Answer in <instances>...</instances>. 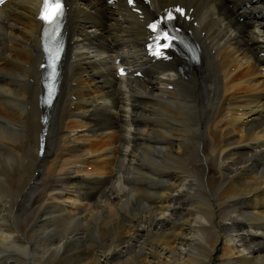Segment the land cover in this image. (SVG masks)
Returning <instances> with one entry per match:
<instances>
[{
    "label": "bare ground",
    "instance_id": "1",
    "mask_svg": "<svg viewBox=\"0 0 264 264\" xmlns=\"http://www.w3.org/2000/svg\"><path fill=\"white\" fill-rule=\"evenodd\" d=\"M106 1L65 0L45 113L39 1L0 7V264H264V0ZM175 4L199 63L148 65L144 22Z\"/></svg>",
    "mask_w": 264,
    "mask_h": 264
},
{
    "label": "snow or ice",
    "instance_id": "2",
    "mask_svg": "<svg viewBox=\"0 0 264 264\" xmlns=\"http://www.w3.org/2000/svg\"><path fill=\"white\" fill-rule=\"evenodd\" d=\"M131 3L132 0H129ZM181 15L183 11L179 8L176 9ZM64 15V6L63 0H42V5L40 9L39 19H41L47 28H50L52 32L58 31L60 21ZM168 20L173 19L171 12L168 14ZM153 31L157 32V35L154 37V40L157 41V50L154 52L155 55H162V51L159 49H167L171 47L173 37L169 36L166 32H161L159 30L158 24H153L149 26ZM160 40L165 41L163 45H160L158 42ZM51 58V69L53 75L56 73V61L58 60V51L55 53L49 52ZM52 89H49V94H51Z\"/></svg>",
    "mask_w": 264,
    "mask_h": 264
}]
</instances>
